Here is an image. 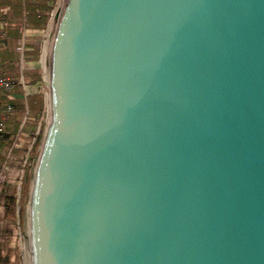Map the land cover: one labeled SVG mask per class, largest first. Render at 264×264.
Returning a JSON list of instances; mask_svg holds the SVG:
<instances>
[{
	"label": "water",
	"instance_id": "1",
	"mask_svg": "<svg viewBox=\"0 0 264 264\" xmlns=\"http://www.w3.org/2000/svg\"><path fill=\"white\" fill-rule=\"evenodd\" d=\"M27 264H264V0H60Z\"/></svg>",
	"mask_w": 264,
	"mask_h": 264
},
{
	"label": "crops",
	"instance_id": "2",
	"mask_svg": "<svg viewBox=\"0 0 264 264\" xmlns=\"http://www.w3.org/2000/svg\"><path fill=\"white\" fill-rule=\"evenodd\" d=\"M21 1L23 2V0ZM56 1L58 0H54V3ZM54 8L55 7L53 6V9ZM0 11L2 15L1 19L7 24L3 28L5 33L4 36L0 37V72H3L19 81V84L15 87L10 95H0V103L2 105H12V103L15 101H21L25 109L24 120L22 123H24L26 120V123L28 124L27 129H25L22 133H17L15 135L14 141L10 147L12 148V151L13 148H17V145H15L14 142L19 143L21 138L28 137L32 128L34 130V134L38 135V131L42 125V120L48 110L46 67L44 54L42 53V42L41 40H37L35 39L36 37H34V33L39 32L25 30L26 14L23 12L22 24L20 25L19 29L22 37L18 44L20 46L23 43V51L21 53L19 46L17 50H14V52L9 47V43L13 40L12 35L8 30H11L15 26L12 18H8L9 14L11 13V8L7 6H0ZM50 14L48 23L50 21ZM12 53L14 54V58H9ZM2 56H7L8 59L1 60ZM35 97H39L38 103H35L34 101L31 103V99ZM28 100L32 106H40L41 113L40 119L38 121L35 118L37 115L36 113L39 112L36 109V112L29 111L27 109ZM17 152L21 153V151H15L14 156L17 154ZM3 153L6 154L8 151ZM12 163L9 164L10 166L8 165L9 167L7 170L5 169L7 176L12 175L11 173L9 174V169L12 168ZM4 167L5 159L0 162V175L4 170ZM10 178L11 176H8V179L6 180L2 189H0V264H20L19 259L16 257L15 233L14 226H12V224H14L13 222H15L14 219L17 217V214L14 211V214L8 217L7 211L5 209V200L9 196L13 195L14 189V184L10 181Z\"/></svg>",
	"mask_w": 264,
	"mask_h": 264
},
{
	"label": "trees",
	"instance_id": "3",
	"mask_svg": "<svg viewBox=\"0 0 264 264\" xmlns=\"http://www.w3.org/2000/svg\"><path fill=\"white\" fill-rule=\"evenodd\" d=\"M0 6H7L11 8V13L9 14L8 18H12L15 26L9 31V33L12 35V42L9 43L10 49L14 52V50L18 49L20 46L18 42L20 41L22 34L20 32V25L22 24V15L23 12L26 14L25 15V30L27 31H35V32H42L45 30L47 23H48V18L51 10L53 9L54 6V0H0ZM7 33V32H6ZM3 41V40H2ZM19 46V47H18ZM38 51V50H37ZM9 58H14V54L12 53ZM8 59V57H1V60ZM16 80V79H15ZM0 95H5L0 93ZM34 101L35 103H38L39 97H35L31 99V103ZM30 101H27V109L29 111H35L38 110L39 113H36V120L38 121L40 119V106H32ZM1 104V103H0ZM4 106V105H3ZM14 109L13 114L10 116V118L6 122V128L5 130L0 133V162H2L5 159V153L10 149L15 135L17 133H22L25 129H27L28 124L26 123V120L24 123V105L21 101H15L11 105ZM36 109V110H35ZM22 125V126H21ZM29 139H34L32 143L31 150L33 151L35 149V143L39 142L41 140V135L38 133V135L34 134L33 128L29 132L28 135ZM12 150L11 152H13ZM36 157V156H34ZM28 176L27 173L23 175V182L24 186L28 184ZM3 185L0 183V188L2 189ZM16 207V196L14 195V190H13V195L9 196L5 200V209L7 211V215L12 216L14 214Z\"/></svg>",
	"mask_w": 264,
	"mask_h": 264
},
{
	"label": "rangeland",
	"instance_id": "4",
	"mask_svg": "<svg viewBox=\"0 0 264 264\" xmlns=\"http://www.w3.org/2000/svg\"><path fill=\"white\" fill-rule=\"evenodd\" d=\"M59 2L60 0L56 1L54 3L55 8H59ZM56 17L51 19L49 23H47V26L44 31L39 33H34V37L37 40H41L44 49H45V67L47 63V57H48V50L49 45L51 41V37L53 34V30L55 27ZM40 42V43H41ZM47 123V117H44L42 120V125L38 131V133L42 137V133L45 129ZM34 139H29L28 137H23L18 142H14L15 145H17V148H13V152H9L5 154V167L3 172H1L0 177V183L1 185H4L6 180L8 179V176L10 178V181L14 184V195L16 196V208L15 213L17 214V217L14 219L15 222L12 224L14 226V233H15V248H16V257L19 259L20 264H27V258H26V249H25V242H26V234H27V203H28V184L26 187L24 186L23 182V175L27 173L28 179H29V173H30V165L31 160L34 158V156L37 155V152L39 150L40 141L35 143V149L31 150V145L33 143ZM19 146V147H18ZM15 151H21V153H18L14 156ZM15 158V159H14ZM13 162V163H12ZM12 163L11 169H9V174H6L7 168L10 166L9 164ZM15 163V164H14ZM9 165V166H8ZM6 169V170H5ZM1 189V188H0Z\"/></svg>",
	"mask_w": 264,
	"mask_h": 264
},
{
	"label": "built area",
	"instance_id": "5",
	"mask_svg": "<svg viewBox=\"0 0 264 264\" xmlns=\"http://www.w3.org/2000/svg\"><path fill=\"white\" fill-rule=\"evenodd\" d=\"M57 11H58V7L53 9V11L50 14V20L57 16ZM1 18H2V15L0 11V37H3L5 34L3 31V28L7 24ZM19 49L22 53L23 43L20 45ZM42 53L44 54V57H45L46 55H45V49H44L43 44H42ZM18 84H19L18 80H15L14 78L6 75L3 72H0V93H3L5 95H10ZM13 112H14V109L10 104H6L4 106L0 104V133H2L5 130L6 122L10 118V116L13 114ZM48 113L49 112L47 110L46 115H45V117H47V121H48ZM11 149L12 148H10L8 151L11 152ZM25 246H26V242H25Z\"/></svg>",
	"mask_w": 264,
	"mask_h": 264
},
{
	"label": "bare ground",
	"instance_id": "6",
	"mask_svg": "<svg viewBox=\"0 0 264 264\" xmlns=\"http://www.w3.org/2000/svg\"><path fill=\"white\" fill-rule=\"evenodd\" d=\"M24 246H25V244H24ZM25 249H26V251H27V247L25 246Z\"/></svg>",
	"mask_w": 264,
	"mask_h": 264
}]
</instances>
